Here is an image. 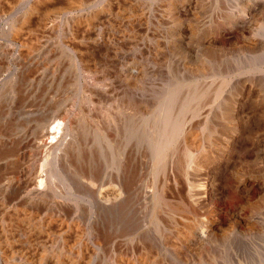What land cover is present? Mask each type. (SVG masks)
Returning <instances> with one entry per match:
<instances>
[{
    "label": "rangeland",
    "instance_id": "obj_1",
    "mask_svg": "<svg viewBox=\"0 0 264 264\" xmlns=\"http://www.w3.org/2000/svg\"><path fill=\"white\" fill-rule=\"evenodd\" d=\"M250 40L264 0H0V264H264L263 57L201 100L204 139L253 112L229 156L185 142L179 105ZM184 147L188 180L168 164Z\"/></svg>",
    "mask_w": 264,
    "mask_h": 264
},
{
    "label": "bare ground",
    "instance_id": "obj_2",
    "mask_svg": "<svg viewBox=\"0 0 264 264\" xmlns=\"http://www.w3.org/2000/svg\"><path fill=\"white\" fill-rule=\"evenodd\" d=\"M190 1V0H189ZM254 6V5H253ZM248 36V35H247ZM258 40V39H257ZM257 40H250L249 42V45L247 46H250L251 49H250V52H248L247 50H249L248 48H246L247 52L243 53V52H231V53H225V52H216L215 53V57L216 58V63L218 62V68L217 66H214V68H212V71L213 69L217 68L218 71H214L212 73H209V72H206L207 71V68L204 67V71L201 73L205 76L207 75H210L212 76V80L211 82L208 81V82H205L204 85H200V87H198L197 85L195 86V89H192L190 88L189 91H185L183 92V94L180 96L181 100H180V114L182 115V126H183V129H184V132L186 133L187 129H189L187 132L189 133V136L187 135L188 133H186V136L187 138H189V140L186 138L187 141H185V138L183 141L187 142V143H193L195 145H197V148H201V146L203 145V149L202 151L204 150V152L202 153V157H204V160L205 161H210V159L213 157V154H217V151H220L222 153V155H225V156H229V151L230 149H232L235 144L237 143V141L239 140V136L240 135H247L249 130V120L251 119V117H254L253 116V112L250 113L247 108H244L243 106L240 107V105L237 106V108L234 110L238 113H240V116L237 117V118H232V116L228 117L229 119V125L227 126V129L225 131V133H223L225 135V137L223 139H221L219 141V137H216L215 139V134H213L214 138L211 137L212 133H210L208 136H207V139H204V135H206L204 132H207L208 129L209 131H211V128L213 127V124L212 122H210V118H211V113H209V111L211 110H208L209 108L206 106V103L207 102H204L205 103V106H203V104L201 103V100L202 98L204 99L207 95L206 94H209V91L210 88L212 89V91H214V93H218L220 92V90L223 89V86L225 84L226 81H228L229 78H234L235 76H238L241 72H242V69L243 71H247L249 67L252 66V63L253 61L255 62L257 59L256 58H259V57H263V60H264V50H261L260 48H262V45L259 44V41ZM245 51V50H244ZM211 52V51H210ZM208 54V53H207ZM214 54V53H213ZM212 54V55H213ZM209 55V54H208ZM211 55V54H210ZM210 58V57H209ZM255 59V60H254ZM213 60V59H211ZM259 60V59H258ZM262 60V61H263ZM245 62H248L247 64L248 65H251V66H245ZM210 65V64H209ZM205 66V65H204ZM207 67V66H206ZM210 67V66H209ZM200 69V68H199ZM202 69V68H201ZM211 70V68H209ZM203 70V69H202ZM202 75V76H203ZM220 76V81L219 82H216V78H217V81H218V76ZM244 85V84H243ZM245 86V85H244ZM198 87V88H197ZM248 95L250 96L252 93V86L250 85V87H248ZM244 89L242 88L241 90V94L243 95ZM245 90H246V87H245ZM243 91V92H242ZM216 93V95H218ZM215 95V94H214ZM247 95V94H245ZM242 97V96H240ZM245 97V96H244ZM248 97V96H247ZM251 97V96H250ZM248 97L250 100L251 98ZM246 98V97H245ZM248 100V101H250ZM204 101V100H203ZM241 101V100H240ZM239 101V102H240ZM247 101V100H246ZM245 101H243V104H244ZM252 102V101H251ZM177 104V103H176ZM250 104V102L248 103V105ZM173 105L174 102H173ZM173 105L171 107H173ZM242 105V104H241ZM247 105V107H248ZM170 106V105H169ZM255 107V105H254ZM253 108V107H252ZM176 109V108H175ZM258 109V108H256ZM253 111V110H252ZM256 111V110H255ZM200 113H203L202 115H200ZM225 114V113H223ZM65 116V115H64ZM189 116H191L192 118H190ZM201 116V117H200ZM227 116V114H226ZM145 117V116H144ZM164 117V116H163ZM188 117L189 119L191 120L189 123V120H188ZM196 117H198V119H196ZM200 117V118H199ZM234 117V116H233ZM248 118L249 120H245L244 118ZM164 119V118H163ZM175 119V118H174ZM179 119V118H178ZM196 119V120H195ZM179 120V121H180ZM192 120H195L192 122ZM175 122V121H174ZM178 122V121H177ZM176 122V123H177ZM56 123V122H55ZM194 123V124H192ZM203 123V124H202ZM178 124V123H177ZM203 125V127H205V129L207 131H203L202 130L200 131L199 129L201 128L200 126ZM170 125V123H169ZM176 125V124H174ZM190 125V126H189ZM225 125V124H224ZM63 124L62 122H58L56 124V126L52 127V130H47L48 132H46L44 135L48 136V135H52V138H51V141H53V139H56V143L61 145V142L64 141L62 140V132L64 131V127H62ZM211 126V127H210ZM177 128V127H176ZM175 128V129H176ZM179 128V127H178ZM214 128V127H213ZM212 128V129H213ZM204 129V128H203ZM177 130V129H176ZM186 130V131H185ZM170 132V131H169ZM220 132V131H219ZM59 133H61L59 135ZM216 133V132H215ZM67 134V133H66ZM163 134V133H161ZM220 135V134H219ZM41 136V135H40ZM43 136V135H42ZM116 136V135H115ZM185 136V135H184ZM185 136V137H186ZM68 137V136H67ZM50 138V137H49ZM218 138V139H217ZM48 139V138H47ZM61 139V140H60ZM109 139V138H108ZM204 139V141H203ZM214 139L216 141H214ZM44 144L41 145L42 147L45 145L47 146L49 144V142L47 140H44L43 139ZM50 141V142H51ZM192 141V142H190ZM208 145L211 144V143H215L216 146L214 147L213 150H210L205 148V146H207V143ZM170 143V142H169ZM205 143V144H203ZM42 144V143H41ZM56 144V145H57ZM158 144V143H157ZM214 144V145H215ZM52 145V144H51ZM213 145V144H212ZM212 145L208 146V147H212ZM40 146V145H39ZM187 147V146H185ZM184 147V149H186ZM188 147H189V144H188ZM55 148V147H54ZM58 148V147H57ZM157 148V146H156ZM41 149V147H40ZM188 149V148H187ZM187 149L185 151H183L177 158L176 157H172L173 162L171 163V160L170 162L168 163L169 164V167L174 170L177 171V173L180 174V176L183 178L185 177V180H188V177H189V172L192 170V166H193V160H196V159H193V155H192V151L190 152V150H192V148L190 150L187 151ZM201 150V149H200ZM200 150H198L200 152ZM197 151V150H196ZM197 151V152H198ZM233 151V150H232ZM57 152V151H56ZM158 152V151H157ZM201 153V152H200ZM173 154V153H171ZM201 155V154H199ZM173 156V155H172ZM196 157V155H195ZM199 158V157H198ZM228 158V157H227ZM231 158V157H230ZM200 159V158H199ZM165 161V160H164ZM196 162V161H195ZM198 165V164H197ZM200 166V165H199ZM167 170V168H166ZM200 170V169H199ZM192 172V171H191ZM191 174V173H190ZM39 176H37L39 179H37L36 177V180H38V182L34 183L33 185V188L37 189L38 187L40 186H43L44 184V181L42 180V175L41 174H38ZM177 175V174H176ZM175 175V176H176ZM207 177V176H205ZM204 177V179H205ZM181 178V179H182ZM187 178V179H186ZM179 179V178H178ZM201 179H202V176H201ZM203 180V179H202ZM179 181V180H178ZM121 182V181H120ZM193 182V181H192ZM191 181H188L187 182V194L188 196L190 197V201H191V205L195 206L197 209L201 208V205L204 203V200H203V197H205V193H208V187L209 186H214V182L212 183V181L208 180V177H207V180H205V182H203L202 184V188L200 189H196L194 187V184L192 183ZM182 183V182H181ZM178 184V183H177ZM185 184V183H183ZM117 187L119 186H116L114 189H113V192L116 191V196L117 195H120L121 194V188L120 190L117 189ZM125 188V187H124ZM123 189V188H122ZM213 190V189H212ZM204 191V192H203ZM111 192V191H110ZM112 192V193H113ZM111 196V195H110ZM115 196V195H114ZM108 198V197H107ZM167 199V198H166ZM165 199V200H166ZM162 204V203H161ZM195 208V209H196ZM178 209V208H177ZM180 209V208H179ZM233 216V215H232ZM198 218V217H197ZM196 221V220H195ZM198 221V220H197ZM215 223V217L214 215L213 216H209L208 219H206V221L204 222V224H201L202 225V228L199 229L201 226L198 225V231H202L204 233H210L212 228H213V225Z\"/></svg>",
    "mask_w": 264,
    "mask_h": 264
}]
</instances>
